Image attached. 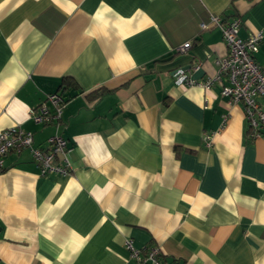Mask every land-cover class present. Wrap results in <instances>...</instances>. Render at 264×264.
<instances>
[{"label":"crops","instance_id":"crops-1","mask_svg":"<svg viewBox=\"0 0 264 264\" xmlns=\"http://www.w3.org/2000/svg\"><path fill=\"white\" fill-rule=\"evenodd\" d=\"M211 14L239 17L242 38L264 30V0H0V131L72 148L68 175L5 157L0 264H136L125 239L170 264H264V140L218 83L173 81L215 75ZM255 59L264 70V39ZM56 91L59 125L35 122Z\"/></svg>","mask_w":264,"mask_h":264},{"label":"built area","instance_id":"built-area-1","mask_svg":"<svg viewBox=\"0 0 264 264\" xmlns=\"http://www.w3.org/2000/svg\"><path fill=\"white\" fill-rule=\"evenodd\" d=\"M210 23L217 26L226 43V54L218 59V68L214 76L202 82L193 79L187 71L179 67L173 72V81L178 85H200L211 87L214 82L219 85V93L232 104H240L244 110L247 133L251 138L264 140V106L260 99L264 97V70L255 59V53L264 39V30L250 33L247 37L239 36L240 18L223 19L218 14L210 15ZM200 28H207V23L201 22ZM190 41L184 42L177 50L185 52ZM66 98L56 91L48 93L45 98L29 111L30 117L44 125H59ZM204 143L211 145L212 134L203 135ZM27 149L34 162L39 167V174L68 175L71 172L70 152L72 150L67 139L58 131L47 137L45 147L33 144V133L13 125L0 131V171L5 169V157L10 152H20ZM136 264H170L164 260L157 247L140 249L135 247L130 239L124 240Z\"/></svg>","mask_w":264,"mask_h":264},{"label":"trees","instance_id":"trees-1","mask_svg":"<svg viewBox=\"0 0 264 264\" xmlns=\"http://www.w3.org/2000/svg\"><path fill=\"white\" fill-rule=\"evenodd\" d=\"M67 80V79H66ZM68 84H71V82L68 81Z\"/></svg>","mask_w":264,"mask_h":264}]
</instances>
